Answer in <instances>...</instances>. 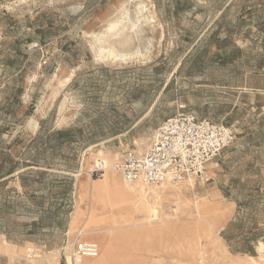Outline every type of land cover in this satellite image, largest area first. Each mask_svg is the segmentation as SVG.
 <instances>
[{
    "label": "rangeland",
    "instance_id": "obj_1",
    "mask_svg": "<svg viewBox=\"0 0 264 264\" xmlns=\"http://www.w3.org/2000/svg\"><path fill=\"white\" fill-rule=\"evenodd\" d=\"M181 108L236 143L125 183ZM0 264H264V0H0Z\"/></svg>",
    "mask_w": 264,
    "mask_h": 264
},
{
    "label": "built area",
    "instance_id": "obj_2",
    "mask_svg": "<svg viewBox=\"0 0 264 264\" xmlns=\"http://www.w3.org/2000/svg\"><path fill=\"white\" fill-rule=\"evenodd\" d=\"M236 140L232 126L198 118L181 108V112L160 123L144 154L127 151L113 163L111 170L128 184L180 185L202 178L207 166L219 159ZM99 171L90 170L91 177ZM79 236L80 233L72 244L76 260L98 258L99 245L79 240Z\"/></svg>",
    "mask_w": 264,
    "mask_h": 264
},
{
    "label": "crops",
    "instance_id": "obj_3",
    "mask_svg": "<svg viewBox=\"0 0 264 264\" xmlns=\"http://www.w3.org/2000/svg\"><path fill=\"white\" fill-rule=\"evenodd\" d=\"M35 131H36V132H34V134H37L38 131H39L38 126L36 127ZM23 171H24V169H17L12 175H14V174L17 175L18 173H21V172H23ZM12 175H11V176H12ZM20 189L22 190V187H21V186H20ZM81 232H82V231H81ZM81 232H79V233H81ZM79 233H78V234H79ZM80 236H81V234H80ZM80 236H79V238H80ZM79 238H78V239H79Z\"/></svg>",
    "mask_w": 264,
    "mask_h": 264
},
{
    "label": "bare ground",
    "instance_id": "obj_4",
    "mask_svg": "<svg viewBox=\"0 0 264 264\" xmlns=\"http://www.w3.org/2000/svg\"><path fill=\"white\" fill-rule=\"evenodd\" d=\"M152 19H153V18H152ZM115 27H116V26L114 25V26H113V29H114ZM97 49H98V48H97ZM100 51H101V50H100ZM111 53H112V52H111ZM102 55H103V54H102ZM97 189H98V188H97ZM97 189H96V191H97Z\"/></svg>",
    "mask_w": 264,
    "mask_h": 264
}]
</instances>
